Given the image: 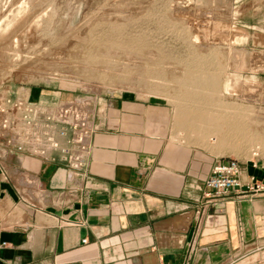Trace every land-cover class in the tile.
Masks as SVG:
<instances>
[{
  "label": "rangeland",
  "instance_id": "374dc122",
  "mask_svg": "<svg viewBox=\"0 0 264 264\" xmlns=\"http://www.w3.org/2000/svg\"><path fill=\"white\" fill-rule=\"evenodd\" d=\"M129 112L169 152L258 159L261 176L264 0H0V142L61 122L78 142Z\"/></svg>",
  "mask_w": 264,
  "mask_h": 264
},
{
  "label": "crops",
  "instance_id": "0c3cea01",
  "mask_svg": "<svg viewBox=\"0 0 264 264\" xmlns=\"http://www.w3.org/2000/svg\"><path fill=\"white\" fill-rule=\"evenodd\" d=\"M123 115L84 142L62 122L0 142V264H264V192L207 199L215 159Z\"/></svg>",
  "mask_w": 264,
  "mask_h": 264
},
{
  "label": "built area",
  "instance_id": "2783aa9c",
  "mask_svg": "<svg viewBox=\"0 0 264 264\" xmlns=\"http://www.w3.org/2000/svg\"><path fill=\"white\" fill-rule=\"evenodd\" d=\"M253 155L256 156V152ZM257 160L253 161V168L258 167ZM261 166L263 167L262 164ZM209 173L204 180V186L207 188L205 196L214 202L224 201L232 196L237 199L252 198L264 192V170L261 176L247 174L242 171L237 158L230 156L215 158ZM5 244L3 241L1 246Z\"/></svg>",
  "mask_w": 264,
  "mask_h": 264
},
{
  "label": "bare ground",
  "instance_id": "6f19581e",
  "mask_svg": "<svg viewBox=\"0 0 264 264\" xmlns=\"http://www.w3.org/2000/svg\"><path fill=\"white\" fill-rule=\"evenodd\" d=\"M198 65H199V64H198ZM191 70H192V69H191ZM201 78H202V77H201ZM195 80H196V79H191V80L185 81L184 83L181 82V87L184 88V89L181 88V89L183 90V92H185V91H189L188 89H191V91H194V90H193V88H194L193 86H194V85H192V83H195V82H194ZM197 80H200V79H197ZM197 80H196V81H197ZM198 82H200V81H198ZM179 83H180V82H179ZM196 86H198V85H196ZM192 87H193V88H192ZM205 88H206V87H205ZM205 90H206V89H205ZM191 91H190V92H191ZM180 92H181V91H180ZM202 92H203V91H202ZM199 93H200V92H199ZM201 94H202V93H201ZM201 96H202V95H201ZM186 97H188L189 100H190V98H193V100H194V99H195V100L197 99V100H201V101L204 99V97H199V98H198V95H197L196 98H194L193 95L186 96ZM204 100H206V99H204ZM204 100H203V102L206 104V101H204ZM198 102H199V101H198ZM201 103H202V102H201ZM205 104H204L203 106H205ZM203 106H202V109L204 108ZM209 106H210V105H209ZM223 106H224V105H223ZM226 106H227V105H226ZM228 106H229V107H226V109L222 110L223 113L221 112V113L223 114V115H222L223 117H226V112H228V111H231L232 113H237V114H238V112H239V113L241 112V108H239V107H237V106H233V105H232V106L228 105ZM222 108H223V107H222ZM205 109H207V105H206ZM212 109H213V108H212ZM194 113H195V112H194ZM212 114H213V113H212ZM212 114H210V115H212ZM231 115H232V114H231ZM207 116H209V115H207ZM199 117H200V116H199ZM211 117H212V116H211ZM213 117H214V116H213ZM233 117H234V116H233ZM215 118H216V117H215ZM184 119H185V118H184ZM189 120H190V119H189ZM207 120L209 121V119H207ZM212 120H214V119L212 118ZM203 121H204L203 116H201L200 119H199V121H197V125H198L199 123L203 122ZM210 121H211V120H210ZM190 122H191V121H190ZM212 122H215V121H212ZM192 123H193V122H192ZM194 123H195V122H194ZM203 123H205V122H203ZM206 123H207V122H206ZM209 123H210V122H209ZM181 124H182V123H181ZM207 124H208V123H207ZM228 124H229V123H228ZM230 124H231V122H230ZM230 124H229V125H230ZM199 125H200V124H199ZM214 125H215V124H214ZM186 128H187V127H186ZM193 128H194V127H193ZM227 133H229V132H227ZM227 133H226V134H227ZM84 134H85V133H84ZM79 135H80V134H79ZM89 136H90L89 134H86V136L84 135L82 138L79 137L78 140L81 141V142H83L82 140H83V139L87 140V139L89 138ZM230 136H231V135H230ZM230 136H229V137H230ZM247 139L249 140V138H247ZM244 141H245V140H244ZM241 148H242V145H240V147H238V150L241 149ZM238 150H237V151H238Z\"/></svg>",
  "mask_w": 264,
  "mask_h": 264
}]
</instances>
